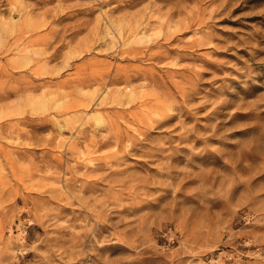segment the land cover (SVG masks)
I'll return each instance as SVG.
<instances>
[{"label":"rangeland","instance_id":"obj_1","mask_svg":"<svg viewBox=\"0 0 264 264\" xmlns=\"http://www.w3.org/2000/svg\"><path fill=\"white\" fill-rule=\"evenodd\" d=\"M0 264H264V0H0Z\"/></svg>","mask_w":264,"mask_h":264},{"label":"bare ground","instance_id":"obj_2","mask_svg":"<svg viewBox=\"0 0 264 264\" xmlns=\"http://www.w3.org/2000/svg\"><path fill=\"white\" fill-rule=\"evenodd\" d=\"M109 31V30H108ZM144 34V33H143Z\"/></svg>","mask_w":264,"mask_h":264}]
</instances>
